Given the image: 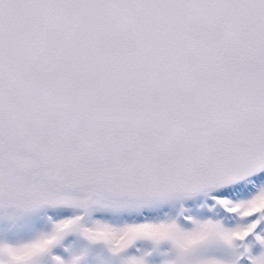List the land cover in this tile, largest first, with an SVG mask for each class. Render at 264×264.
Here are the masks:
<instances>
[{
  "label": "snow or ice",
  "instance_id": "obj_1",
  "mask_svg": "<svg viewBox=\"0 0 264 264\" xmlns=\"http://www.w3.org/2000/svg\"><path fill=\"white\" fill-rule=\"evenodd\" d=\"M0 264H264V0H0Z\"/></svg>",
  "mask_w": 264,
  "mask_h": 264
}]
</instances>
